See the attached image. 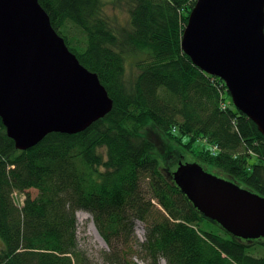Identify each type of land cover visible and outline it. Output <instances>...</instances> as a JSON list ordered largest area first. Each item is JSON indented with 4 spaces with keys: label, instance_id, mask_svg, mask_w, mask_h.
I'll use <instances>...</instances> for the list:
<instances>
[{
    "label": "trees",
    "instance_id": "1",
    "mask_svg": "<svg viewBox=\"0 0 264 264\" xmlns=\"http://www.w3.org/2000/svg\"><path fill=\"white\" fill-rule=\"evenodd\" d=\"M195 1L110 0L122 20L105 0H38L113 105L85 131L51 132L27 150L15 148L0 118V264H91L78 248L79 210L91 215L109 264H264L263 238L227 232L172 180L190 155L264 197L256 124L182 50Z\"/></svg>",
    "mask_w": 264,
    "mask_h": 264
},
{
    "label": "water",
    "instance_id": "2",
    "mask_svg": "<svg viewBox=\"0 0 264 264\" xmlns=\"http://www.w3.org/2000/svg\"><path fill=\"white\" fill-rule=\"evenodd\" d=\"M185 23L183 52L223 81L231 104L264 139V0H196ZM112 105L38 0H0V118L16 149L27 150L51 132L85 130ZM172 177L194 207L227 232L264 238V197L196 162L179 163Z\"/></svg>",
    "mask_w": 264,
    "mask_h": 264
},
{
    "label": "rangeland",
    "instance_id": "3",
    "mask_svg": "<svg viewBox=\"0 0 264 264\" xmlns=\"http://www.w3.org/2000/svg\"><path fill=\"white\" fill-rule=\"evenodd\" d=\"M106 5L105 9L108 14L118 16L122 20L127 19L126 12L123 8L114 6L109 4L110 0H105ZM117 17V18H118ZM133 61V58H131ZM136 71V68L131 65V62L128 61L126 65V75H131L133 72ZM230 98V96H229ZM157 144L161 145L162 142L160 139L157 140ZM185 163H195V158H192V156L188 155L184 159ZM180 163V162H179ZM204 170L208 172L209 174L215 175L218 178H223L226 180H230L227 176L220 172H216L214 169L210 167H204ZM240 187L244 188L242 185L238 184ZM30 193L32 196H36L37 190L36 189H30ZM18 202H22V200L25 198L24 195H21L18 197ZM76 235H77V242H78V248L85 252L87 257L90 259L91 264H109L104 259V252L108 251L109 248L106 246L104 241L102 240L101 236H99L93 222L91 219V215L88 214V212L84 210H79L76 212ZM206 224L202 225L205 226ZM144 225L140 221H136L134 225V235L139 241L144 240ZM264 241V238L262 239ZM264 248V247H263ZM264 252V251H263ZM262 254V251L260 250L257 252V256ZM140 264H148L147 262H143L137 258H135ZM164 260H160L159 264H164Z\"/></svg>",
    "mask_w": 264,
    "mask_h": 264
},
{
    "label": "bare ground",
    "instance_id": "4",
    "mask_svg": "<svg viewBox=\"0 0 264 264\" xmlns=\"http://www.w3.org/2000/svg\"><path fill=\"white\" fill-rule=\"evenodd\" d=\"M68 49H69V48H68ZM86 69H87V68H86ZM87 70H88V69H87ZM88 71H90V70H88ZM90 72H91V73H95V72H92V71H90ZM95 74H96V73H95ZM96 75H97V74H96ZM97 77H98V76H97ZM98 79H99V78H98ZM221 81H222V80H221ZM249 119H250V118H249ZM250 120H251V119H250ZM94 122H95V121H94ZM92 123H93V122H92ZM92 123H91V124H92ZM91 124H90V125H91ZM90 125H89V126H90ZM82 131H83V130H82ZM84 131H85V130H84ZM80 132H81V131H80ZM77 133H78V132H77ZM209 147H210V148H213V150H217V146H216V145H211V146H209ZM142 264H143V263H142Z\"/></svg>",
    "mask_w": 264,
    "mask_h": 264
},
{
    "label": "built area",
    "instance_id": "5",
    "mask_svg": "<svg viewBox=\"0 0 264 264\" xmlns=\"http://www.w3.org/2000/svg\"><path fill=\"white\" fill-rule=\"evenodd\" d=\"M222 108H225L226 106V102H223L222 104H220Z\"/></svg>",
    "mask_w": 264,
    "mask_h": 264
}]
</instances>
